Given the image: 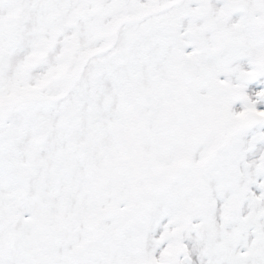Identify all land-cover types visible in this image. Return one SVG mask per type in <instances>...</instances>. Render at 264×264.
<instances>
[{"label":"snow or ice","instance_id":"obj_1","mask_svg":"<svg viewBox=\"0 0 264 264\" xmlns=\"http://www.w3.org/2000/svg\"><path fill=\"white\" fill-rule=\"evenodd\" d=\"M258 77L264 0H0V264H264Z\"/></svg>","mask_w":264,"mask_h":264},{"label":"rangeland","instance_id":"obj_2","mask_svg":"<svg viewBox=\"0 0 264 264\" xmlns=\"http://www.w3.org/2000/svg\"><path fill=\"white\" fill-rule=\"evenodd\" d=\"M242 68L244 70H248V66L246 62H242ZM257 80H264V77H258ZM256 87V82L255 81H250L248 84L245 85V91L246 94L251 95L252 94V90L255 89ZM257 109L258 110H264V102H262L261 104L257 105ZM235 110H242V109H235Z\"/></svg>","mask_w":264,"mask_h":264}]
</instances>
